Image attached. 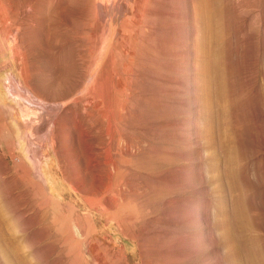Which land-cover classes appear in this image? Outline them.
Masks as SVG:
<instances>
[{
  "label": "rangeland",
  "instance_id": "374dc122",
  "mask_svg": "<svg viewBox=\"0 0 264 264\" xmlns=\"http://www.w3.org/2000/svg\"><path fill=\"white\" fill-rule=\"evenodd\" d=\"M0 264H264V0H0Z\"/></svg>",
  "mask_w": 264,
  "mask_h": 264
},
{
  "label": "bare ground",
  "instance_id": "6f19581e",
  "mask_svg": "<svg viewBox=\"0 0 264 264\" xmlns=\"http://www.w3.org/2000/svg\"><path fill=\"white\" fill-rule=\"evenodd\" d=\"M7 85L9 86V92H10L12 95H17L18 98H21L23 101H25L27 104H29V106L32 105V104H35V102H36V103L39 104V107L42 108V107H41V103H40V102H37L38 99H36L33 95L29 94L28 90H25V92L28 93V96H27V95H22V94H21L20 89H19L17 86H15V80H14V79H12V78H8V84H7ZM19 86H20V85H19ZM34 99H35V100H34ZM5 104H6V103H5ZM8 107H9L8 109H10V105H8ZM43 107H44V106H43ZM48 107H49V106H48ZM49 108H51V107H49ZM33 114H34V115H29V118H27V119L29 120L28 124H30V122H31L33 119H35L36 115H38L37 117H40V116H41L39 112H37V113H33ZM30 116H32V118H30ZM29 156H30V155H29ZM31 159H32V161L34 162V159H33L32 156H31ZM35 166H36V165H35Z\"/></svg>",
  "mask_w": 264,
  "mask_h": 264
}]
</instances>
